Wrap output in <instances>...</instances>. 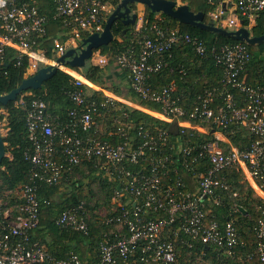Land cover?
Here are the masks:
<instances>
[{
	"label": "built area",
	"instance_id": "2783aa9c",
	"mask_svg": "<svg viewBox=\"0 0 264 264\" xmlns=\"http://www.w3.org/2000/svg\"><path fill=\"white\" fill-rule=\"evenodd\" d=\"M120 1L54 0L52 18L64 28L52 37L49 55L43 39L50 18L37 0H0V68L5 48L10 46L17 51V64H22L24 57L28 60L25 77L43 66L56 65L73 77L75 85L70 91L74 106L64 123L32 90H23L14 100L26 112L32 145L25 157L32 166L29 181L14 190L18 193L11 198L13 202L0 198V264H90L74 250L65 257L56 256L37 236L39 184H58L65 171L77 166H90L96 175L115 181L111 210L96 220L109 230L104 231L94 264H178V243L190 250L199 244L219 247L231 255L247 244L236 219L221 222L216 207L224 203L228 192L232 197L238 195L227 177L234 168L244 173L264 199V84H249L243 78L252 58L249 43L239 40L209 47L198 36L171 25L162 12L152 20L143 12L124 49L110 54L95 48L88 62L125 71L129 86L140 99L160 103L161 110L151 109L91 81L77 66L58 61L69 48L80 51L86 36L102 32ZM207 2L211 19L229 29L255 24L264 11V0ZM182 43H191L197 54L212 57L223 70V86L205 87L190 110L181 104L183 92L177 81L158 88L151 84L153 74L169 65L176 55L174 48ZM97 91L104 94L103 100L96 98ZM116 102L176 121L178 133L171 137L165 128L154 131L137 125L129 120L127 111L106 125L99 106L108 111ZM240 127L252 136L244 147L231 140ZM186 134L210 137L195 140L184 138ZM205 160L208 166L197 164ZM182 167L196 179V190H183L187 181ZM257 208L255 250L245 256L251 259L257 255L264 264V204ZM93 219L82 200L61 211L55 223L90 235ZM203 256L202 250L199 258Z\"/></svg>",
	"mask_w": 264,
	"mask_h": 264
},
{
	"label": "trees",
	"instance_id": "16d2710c",
	"mask_svg": "<svg viewBox=\"0 0 264 264\" xmlns=\"http://www.w3.org/2000/svg\"><path fill=\"white\" fill-rule=\"evenodd\" d=\"M184 1H187L192 10L204 11L205 21L212 20L209 15L211 6L207 0ZM37 3L41 10L46 12L50 18L48 33L43 39L48 47V53L50 55L53 46L52 37L59 35V31H61L64 26L52 18L54 0H37ZM135 5L136 4L133 3L131 6ZM145 8L146 17L152 20L156 11H153L148 5H145ZM161 14L169 19L171 25L178 26L182 31L188 32L193 36H198L203 39L209 47L213 44L239 41L218 32L206 30L190 23L181 22L163 12ZM243 20L245 24L248 25V19L243 17ZM134 26L135 23L125 25L120 19H117L113 25V40L108 44L102 45L99 49H101L102 52L110 54L124 49L132 37ZM249 29L254 35L264 34V11L258 14L255 24L251 25ZM118 36H121L123 39L119 40ZM47 37L49 38L47 39ZM61 39L63 40L64 36H61ZM249 48L252 52V58L246 66L247 68L244 71L243 78L249 84H264V41L257 44H249ZM174 49L176 55L169 59V65L153 74L151 84L155 88H158L171 81H177L180 91L183 92L181 104L185 106L187 110H190L196 100L197 94L205 87L221 88L223 86V70L222 67L214 63L212 57H204L197 54L191 43H182L177 45ZM179 49H183L185 54H181ZM5 53L4 62L0 68V94L11 91L22 82L28 61L27 58L24 57L23 63L17 64V51L10 46L5 48ZM76 68L80 69L91 81L105 86L107 81V67L100 68L99 66L87 62L84 67L77 66ZM114 86L115 87L110 90L116 94H120L134 101H139L151 109L161 110L160 103L140 99L129 84L123 88L118 85ZM74 87L73 77L69 73L58 68L52 76L44 81L40 88L29 90H32L36 96L46 100L49 105L48 110L53 115L57 116L60 122L64 123L69 119V111L74 106V102L70 97V91L74 89ZM236 92L238 93V91ZM96 96L98 100L104 99V94L99 91H97ZM1 108H4L7 112L6 114H8L6 116L9 125L7 135H3L6 154L0 163L1 186L18 190L25 182L29 181L30 169L32 166L31 162L25 157L26 149L32 145L28 137L26 112L23 108L16 106L14 100H9L6 103L0 102V109ZM99 109L103 117V122L106 125H112L114 116H119L123 111H127L129 113V120L137 125H143L145 128L154 131H156L157 128H165L171 132L170 127L172 122H168L128 104L116 102L115 105L110 106L108 111H106L107 108L102 106H99ZM3 117L4 113L0 112V118ZM172 134L174 133L171 132V137ZM187 137L200 140L204 138L207 139L210 136L208 134H203L199 137V135L192 136L186 134L184 138ZM110 138L115 140V137ZM251 139L252 136L247 134L244 127H240L235 134L231 135L232 142L240 147L249 144ZM163 150L166 152L170 151L168 148H164ZM8 152H10V155H7ZM197 164H201L202 167L208 166L206 160L200 161V163L197 162ZM84 168L89 170L92 181L98 182L99 186L94 188L93 191L95 193L104 194L103 199L106 200L105 202L110 201L113 195L115 181L112 178L102 175H93L94 170L90 168V166H77L71 170L65 171L58 184L50 185L41 182L38 188V196L41 199V219L40 227L37 229V236L40 237L47 245L48 249L58 257H65L71 250H74L85 262L94 264L99 259V243L104 238V231L109 230V227L93 219V221H91L90 235H87L80 231L60 227L55 223V218L61 211L79 204L82 200L87 201L86 195L81 190L82 181H72L70 184L69 179H67L69 175L74 172H81L85 170ZM181 169L187 181V187L183 190L191 192L196 190L198 184L194 176L185 172L186 169L183 167ZM227 177L231 190H237L238 195L232 197L229 192L225 194L224 203L216 207V212L221 222L229 217L236 219L241 238L246 241L247 244L238 246L236 254L231 255L219 247L199 244L198 248L190 250L181 243H178V264H190L191 260L199 257L202 250L204 251V256L202 258L210 260L212 264H263L257 255L253 256L251 259L247 258L245 255L255 250L254 241L256 240V236L254 233V225L260 215L257 206L263 205L264 199L250 186L249 181L241 170L235 168L230 169ZM87 205L89 204L87 203ZM239 205L246 209L247 214L239 208Z\"/></svg>",
	"mask_w": 264,
	"mask_h": 264
},
{
	"label": "water",
	"instance_id": "95a60500",
	"mask_svg": "<svg viewBox=\"0 0 264 264\" xmlns=\"http://www.w3.org/2000/svg\"><path fill=\"white\" fill-rule=\"evenodd\" d=\"M133 3H142L148 5L153 11L163 12L181 22L190 23L206 30L218 32L220 34L233 37L237 40L249 44H257L264 41V34L254 35L247 26H241L238 29H229L216 24L213 20L205 21V13L202 10L194 11L189 4L179 0H121L113 12L109 15L104 30L96 32L85 37L80 44V51L76 48H69L64 54L58 57L61 63H69L72 66L84 67L90 59L93 50L100 48L104 44L110 43L114 38L113 25L117 19L123 18L126 23H135L138 18L137 12H132ZM58 67L56 65H47L41 67L36 73L25 77L22 82L11 91L0 94V102L6 103L9 100H15L17 96L27 89L40 88L44 81L52 76ZM171 132L178 133L177 122L171 124ZM6 154L3 135L0 133V163ZM241 210L246 211L243 206Z\"/></svg>",
	"mask_w": 264,
	"mask_h": 264
},
{
	"label": "rangeland",
	"instance_id": "374dc122",
	"mask_svg": "<svg viewBox=\"0 0 264 264\" xmlns=\"http://www.w3.org/2000/svg\"><path fill=\"white\" fill-rule=\"evenodd\" d=\"M187 2V1H184ZM133 11L138 13V18L137 21L135 22V26L133 28L132 32H135L139 22H140V16L143 14V12H146L145 5L142 3H137L135 6H132ZM160 14L158 11L156 12ZM119 40H122L123 38L121 36H118ZM115 68V66L113 65ZM114 81L112 78V74L110 76H107V81L105 83V86L102 85L107 90L112 89L114 86ZM111 91V90H110ZM6 111L5 109L1 108L0 112ZM5 115V114H4ZM6 116V115H5ZM0 118V133L2 135H7L9 131V125H8V119L5 118ZM85 170L81 172H74L73 174L69 175L67 179H69V183L71 184L72 181H82V192L86 195L87 201H85L86 206L89 213L92 214V218H95V220H98L97 218H102L105 214H107L112 207V196L109 202H105L106 200L103 199L104 194H99L95 193L93 190L94 188H97L98 182L97 181H92V177L89 175V170L84 168ZM93 175H96L95 173ZM97 176V175H96ZM18 192L14 191L11 193V198H14V196ZM5 197L7 198L8 195L5 194ZM87 203L89 205H87ZM96 214V217H94ZM190 264H212L210 260L205 259V258H199L196 257V259L191 260Z\"/></svg>",
	"mask_w": 264,
	"mask_h": 264
},
{
	"label": "crops",
	"instance_id": "0c3cea01",
	"mask_svg": "<svg viewBox=\"0 0 264 264\" xmlns=\"http://www.w3.org/2000/svg\"><path fill=\"white\" fill-rule=\"evenodd\" d=\"M134 4H137V3H134ZM179 50H180L181 54H185V51L183 49H179ZM106 71H107V73H106L107 76H110L112 74V78H113L115 85H118L119 87L121 86V88H123L129 84L126 72L121 70V69H118L117 66H115V68H114L112 65H110L106 68ZM24 78H25V76H24ZM2 113H4L5 115H8V114H6L7 113L6 111H3ZM5 118H7V116H5ZM7 155H10V152H8ZM1 185H2V180L0 179V198L8 200V201H10V203L13 202V200L11 199V190L14 191L15 189L5 187V186H1ZM5 194L8 195L7 198L5 197ZM239 206H241V205H239ZM244 213L247 214V211H244Z\"/></svg>",
	"mask_w": 264,
	"mask_h": 264
},
{
	"label": "flooded vegetation",
	"instance_id": "af4514ba",
	"mask_svg": "<svg viewBox=\"0 0 264 264\" xmlns=\"http://www.w3.org/2000/svg\"><path fill=\"white\" fill-rule=\"evenodd\" d=\"M182 1H184V0H182ZM180 2H181V1H180ZM132 12H134V11H133V8H132ZM120 20L123 22V24H125V25H129V23H126V22L124 21L123 18H121Z\"/></svg>",
	"mask_w": 264,
	"mask_h": 264
}]
</instances>
